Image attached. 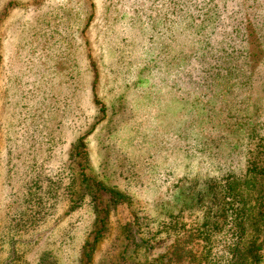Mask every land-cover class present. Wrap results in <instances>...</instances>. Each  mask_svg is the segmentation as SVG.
<instances>
[{
	"label": "rangeland",
	"instance_id": "rangeland-1",
	"mask_svg": "<svg viewBox=\"0 0 264 264\" xmlns=\"http://www.w3.org/2000/svg\"><path fill=\"white\" fill-rule=\"evenodd\" d=\"M81 139L123 195L89 264H166L187 235L170 264H229L226 186L264 157V0H0V264L85 261L112 201L79 185Z\"/></svg>",
	"mask_w": 264,
	"mask_h": 264
},
{
	"label": "trees",
	"instance_id": "trees-1",
	"mask_svg": "<svg viewBox=\"0 0 264 264\" xmlns=\"http://www.w3.org/2000/svg\"><path fill=\"white\" fill-rule=\"evenodd\" d=\"M75 155H78V158L81 159V168L77 175V179L79 185L82 187L85 186L87 189L88 186L91 187V194L93 199L98 202L102 200L101 195L103 193L107 194L111 201L109 207L100 206L97 204V220L96 225L90 236L86 238L84 245L82 247V251H84L85 261L82 264H89L91 259L93 258V253L97 247L98 242L105 237L106 233L111 230L110 225L108 223L109 220V212L111 206H116L122 202L123 195L120 191L115 188L107 186L102 180L92 177L87 174L86 168H88V160L89 155L87 151L86 143L81 139L80 143L77 145ZM263 152L257 157H260ZM78 159V160H79ZM226 188L232 192V196L239 198L238 204L239 207L236 211V219H237V240L234 251H232V258L229 264H263V248H264V157L259 159H252L247 163V170L245 174V178L243 181H230L229 187ZM84 193H86L84 191ZM253 197L256 199V203L249 204L247 199L249 197ZM102 202V201H101ZM106 213L105 216L103 214ZM251 223L256 227V234L249 236L248 235V224ZM121 233L125 237L124 239L120 238L118 240L119 244L124 245L125 249L122 254H125L128 251L130 246L129 234L133 230L129 223L122 225L119 227ZM191 230L188 231L190 233ZM127 237V239H126ZM129 237V238H128ZM187 238L183 239V241H177L172 246L171 257L166 264H170L171 262H180L182 258H184L189 247ZM184 241H187V245H182ZM192 253V251H189ZM193 255V260H194ZM201 261V260H198ZM46 262V261H45ZM47 263V262H46ZM123 264H157L155 262L152 263H140L137 260L131 261L128 257H124Z\"/></svg>",
	"mask_w": 264,
	"mask_h": 264
}]
</instances>
